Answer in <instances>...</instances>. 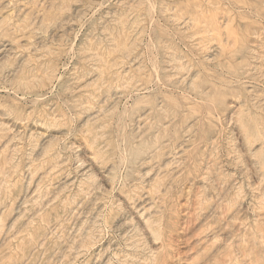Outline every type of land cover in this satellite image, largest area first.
Masks as SVG:
<instances>
[{"label": "rangeland", "instance_id": "1", "mask_svg": "<svg viewBox=\"0 0 264 264\" xmlns=\"http://www.w3.org/2000/svg\"><path fill=\"white\" fill-rule=\"evenodd\" d=\"M0 264H264V0H0Z\"/></svg>", "mask_w": 264, "mask_h": 264}]
</instances>
